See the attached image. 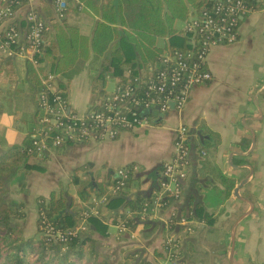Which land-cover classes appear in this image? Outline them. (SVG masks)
<instances>
[{
  "label": "crops",
  "instance_id": "0c3cea01",
  "mask_svg": "<svg viewBox=\"0 0 264 264\" xmlns=\"http://www.w3.org/2000/svg\"><path fill=\"white\" fill-rule=\"evenodd\" d=\"M253 4L254 10L240 20V39L213 47L207 59L212 79L193 88L183 109L171 105L166 112L159 109L156 116L146 114V125L125 130L117 139L49 149L45 153L46 170L28 175L23 172V181L29 184L22 200L26 218L35 220L37 198L52 191L68 196L66 210L73 216L80 215L92 198H101L109 190L121 167L136 168L125 197L143 202L151 197L146 202L153 205L163 192L164 165L175 156L177 130L185 126L190 152L180 198L163 196L160 206L144 218L141 211L128 206L115 217L108 203H101L99 218L108 224V235L93 232L97 250L108 257L109 264H170L165 241L171 236L183 264H264V0H253ZM30 8L47 23L66 19L90 37L102 19L79 5L59 20L53 0H31L19 9L16 20L24 23ZM194 12L190 6L188 17L176 21L187 22ZM176 21L174 27L185 32V28L176 27ZM55 31L51 26L50 39ZM119 41L116 39L111 48ZM157 45L165 52L169 37H159ZM19 59L7 57L0 48V81H6L4 74L9 68L15 87L22 82V73L27 79L29 62L21 58L22 71ZM105 59L91 52L89 58L78 62L80 68L76 66L70 79L59 74L73 111L87 112L99 90L107 95L118 85L120 76H102ZM144 69L141 67V73ZM41 70L54 72V66L43 61ZM111 82L115 86L109 92ZM32 90L36 107V89ZM36 115L35 109L34 121ZM32 130L34 127L30 130L28 123H21L0 105V155L23 145ZM76 177L91 185L87 200L79 195ZM98 183L103 185L101 192L94 190ZM129 212L142 220L135 228L120 231L119 225Z\"/></svg>",
  "mask_w": 264,
  "mask_h": 264
},
{
  "label": "built area",
  "instance_id": "2783aa9c",
  "mask_svg": "<svg viewBox=\"0 0 264 264\" xmlns=\"http://www.w3.org/2000/svg\"><path fill=\"white\" fill-rule=\"evenodd\" d=\"M54 12L59 20L65 17V10L71 0H53ZM31 0H0V48L7 57L24 58L31 62L45 88L37 91L38 125L32 137L37 152L59 148L69 143H87L105 139H117L125 130L144 126L149 119L141 112L159 105L163 112L174 103L179 110L188 102L193 88L212 79L207 68V59L213 47L234 43L240 39L239 25L244 15L254 10L253 0H217L213 8L194 12L186 22L185 31L189 35L190 49L170 48L162 53L149 72L142 73L127 83L118 84L114 90L99 97L90 109L80 114L72 110L67 93L59 88L60 75L41 70V54L46 43L45 32L48 23L36 9L30 8L24 17V28L12 23L18 17L19 9ZM20 24V23H19ZM22 24V23H21ZM20 24V25H21ZM145 86V96L140 94ZM64 93V94H63ZM188 129L181 126L175 140V156L164 165L162 190L153 205L146 203L142 217L160 206L162 197L181 196V181L187 177L189 165ZM136 170V168H134ZM133 169L121 167L109 190L101 197H94L84 212L82 222L66 231H55L43 222V231L54 240L67 241L87 230L90 215H99L98 206L109 197L116 196L126 186ZM132 218V213H128ZM144 218V217H143ZM120 231L128 229L127 220L119 225ZM167 257L172 264H183L176 240L169 236L165 241Z\"/></svg>",
  "mask_w": 264,
  "mask_h": 264
},
{
  "label": "trees",
  "instance_id": "16d2710c",
  "mask_svg": "<svg viewBox=\"0 0 264 264\" xmlns=\"http://www.w3.org/2000/svg\"><path fill=\"white\" fill-rule=\"evenodd\" d=\"M216 1L71 0L65 10V15L68 11H75V7L79 5H84L95 14L101 15L102 19L98 21L93 36L90 37L79 27L69 24L66 19L63 20L65 17L61 19L63 20L61 22L51 21L52 23H48L49 29L44 34L46 43L43 51L37 54V57L41 61L51 62L55 73L65 75L70 79L78 62L89 58L91 52H94L97 56L106 57L102 63V76L106 73L118 75L120 76L118 84L127 83L142 74L141 67H145L144 70L148 73L149 64L155 65L159 62L163 52V48L157 45L159 37H169L170 45L167 49H190L188 33L176 29L175 21L186 19L190 6L195 8L196 12L204 9L211 10ZM12 23L24 28V23L21 24L18 20ZM117 25L122 27L121 30L116 27ZM51 26L56 30L53 39L49 38ZM116 39L120 41L111 48ZM124 43L127 45L124 46ZM136 57H138V62ZM28 66L27 80L37 93L45 88V84L41 81L33 64L29 62ZM155 66L156 69L163 67L160 64ZM59 82L60 90L64 91L66 84L63 81ZM145 89L143 86L140 90L143 96H145ZM103 91L99 90L93 96V102L106 94ZM33 133L34 130L29 133L23 145L14 146L4 155H0V264L3 262L6 264H109L108 257L97 250V239L92 235L93 232H98L103 236L108 235V224L99 218L100 215H90L87 220V230L65 242L54 240L42 228L43 233L40 239H25L21 235L20 227L13 223V219L24 216L23 204L20 203L16 208L11 206L5 178L12 175L18 167L24 172L46 170L45 152L42 156L37 152ZM115 179L116 176L113 181ZM75 180L80 185L78 190L80 197L87 200L90 196L88 189L91 185L81 182L78 177ZM133 180L131 175L118 196L109 197L104 202L114 210L115 217L120 215L121 209L125 206L140 213L145 204L149 203L146 201L151 199V197L146 198L143 202L140 198L129 200L125 197ZM102 188L103 185L98 183L94 190L99 189L101 192ZM68 204L69 197L64 193L52 191L49 196H39V226L42 227L43 222H47L54 227L55 231H66L80 224L87 209L81 212L82 214L73 216L66 210ZM124 219L127 220V226L132 228H135L142 220L139 216L132 218L124 216Z\"/></svg>",
  "mask_w": 264,
  "mask_h": 264
},
{
  "label": "rangeland",
  "instance_id": "374dc122",
  "mask_svg": "<svg viewBox=\"0 0 264 264\" xmlns=\"http://www.w3.org/2000/svg\"><path fill=\"white\" fill-rule=\"evenodd\" d=\"M175 25L177 28H185L186 22L183 20H178L176 21ZM159 42L161 44L162 40H160ZM18 64L22 66L21 70L23 71L24 59L20 58ZM79 68H80V64L77 66V69ZM77 71L78 70H76L75 72L77 73ZM11 72L12 71L10 68L8 71H5L4 77L6 81H0V105L3 106L9 114H14L21 123L23 124L28 123L30 130L33 129V127L36 130H38L40 128L37 119L38 114L36 115L35 121L33 118L35 109L37 110V103L35 107L34 99L32 97V93H33L32 86L29 83V81L26 78H24L22 73V82L19 84L18 87H15L13 85V81L11 80V75H10ZM63 76L65 77V75ZM114 86L115 83L111 82L108 85L109 88L108 91L111 92ZM64 90L66 92V89ZM52 150L57 151V149L53 147ZM42 154L43 153H40L39 155L42 156ZM34 171L27 172L25 174L27 175L32 174ZM23 172H24L23 169L16 168V170L13 172L12 175L5 178L6 180L5 185L8 190V198L11 202V206L14 208L18 207V205L22 203L24 197H26L28 194L29 184L23 181V178L25 177ZM22 211L24 212V216L21 218L13 219V223L20 227L21 235L25 239H35V240L40 239L43 232L38 224V218H39L38 198H37V212H36L37 215L35 220H29L26 218L24 205ZM3 264H6V262H3ZM170 264H172L171 261Z\"/></svg>",
  "mask_w": 264,
  "mask_h": 264
},
{
  "label": "water",
  "instance_id": "95a60500",
  "mask_svg": "<svg viewBox=\"0 0 264 264\" xmlns=\"http://www.w3.org/2000/svg\"><path fill=\"white\" fill-rule=\"evenodd\" d=\"M171 105L174 106V103H172ZM159 109H160V107H159V105H157V106H155V107L152 108V109H145V110L142 112V114H149V113H152L153 115L156 116L157 114H159ZM45 153L47 154L48 151H46Z\"/></svg>",
  "mask_w": 264,
  "mask_h": 264
}]
</instances>
